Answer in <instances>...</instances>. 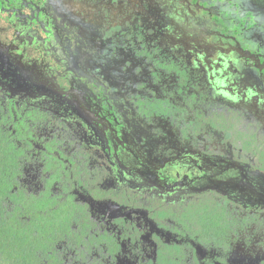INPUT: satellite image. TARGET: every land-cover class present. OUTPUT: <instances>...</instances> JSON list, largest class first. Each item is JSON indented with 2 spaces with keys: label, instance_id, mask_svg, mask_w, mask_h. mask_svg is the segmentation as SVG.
Returning <instances> with one entry per match:
<instances>
[{
  "label": "flooded vegetation",
  "instance_id": "obj_1",
  "mask_svg": "<svg viewBox=\"0 0 264 264\" xmlns=\"http://www.w3.org/2000/svg\"><path fill=\"white\" fill-rule=\"evenodd\" d=\"M105 1L91 20L0 0V106L30 146L26 183L59 152L95 179L105 192L78 197L128 231L117 264L174 246L181 264H264V0H149V17ZM205 206L229 217L218 238L192 236Z\"/></svg>",
  "mask_w": 264,
  "mask_h": 264
},
{
  "label": "trees",
  "instance_id": "obj_2",
  "mask_svg": "<svg viewBox=\"0 0 264 264\" xmlns=\"http://www.w3.org/2000/svg\"><path fill=\"white\" fill-rule=\"evenodd\" d=\"M9 122L8 110L0 106V264H117L128 246V231L92 215L78 197L105 191L95 179L76 182L75 165L61 152L60 157L54 153L43 157L40 177L28 185L30 146L9 129ZM191 215L197 218L193 238L196 234L218 238L221 223L229 220L209 206ZM181 222L184 235L185 218ZM174 247L162 248L151 264H181L175 256L180 247Z\"/></svg>",
  "mask_w": 264,
  "mask_h": 264
},
{
  "label": "rangeland",
  "instance_id": "obj_3",
  "mask_svg": "<svg viewBox=\"0 0 264 264\" xmlns=\"http://www.w3.org/2000/svg\"><path fill=\"white\" fill-rule=\"evenodd\" d=\"M138 0H126V3H127V8L128 7H131V12H135L137 11L138 9H142V13L143 14H146L148 17L151 15V12L149 10V7L147 6L146 2L149 3L150 1L149 0H142L143 3H142V8L140 7V4L137 3ZM66 4H67V7L69 9H72V10H75L78 11L79 13H85L87 15V17L91 18H101L104 16L103 12L106 11L108 9V11L110 13H114L116 11V7H112V6H109L108 5V1L106 2L105 0H83L82 2H77L75 5H74V0H65ZM122 5V2H120V5ZM117 6V7H119ZM126 8V9H127ZM122 10V8H121ZM114 15V14H113ZM91 18V20L93 19ZM89 24H96L95 27H100L102 28L103 26V21H87ZM149 22L150 24V21H147V23ZM136 81L135 80H132V84H134ZM182 173L184 174H187L188 172L187 171H182Z\"/></svg>",
  "mask_w": 264,
  "mask_h": 264
}]
</instances>
